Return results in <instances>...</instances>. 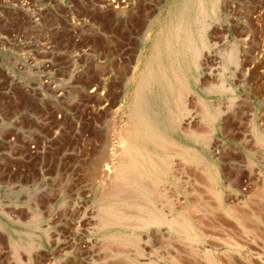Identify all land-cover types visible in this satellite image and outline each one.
Here are the masks:
<instances>
[{
  "label": "rangeland",
  "instance_id": "rangeland-1",
  "mask_svg": "<svg viewBox=\"0 0 264 264\" xmlns=\"http://www.w3.org/2000/svg\"><path fill=\"white\" fill-rule=\"evenodd\" d=\"M3 41L0 264H264V0H0Z\"/></svg>",
  "mask_w": 264,
  "mask_h": 264
},
{
  "label": "bare ground",
  "instance_id": "bare-ground-1",
  "mask_svg": "<svg viewBox=\"0 0 264 264\" xmlns=\"http://www.w3.org/2000/svg\"><path fill=\"white\" fill-rule=\"evenodd\" d=\"M9 41H3L0 44L3 45V47H7L9 45L10 48V44L8 43ZM36 44L43 48H53L55 45L52 42H36ZM15 47H18V50H16L15 54L16 57H14V65H13V69L16 71H26L29 68H35V75L34 77L36 79H39L40 82V87L39 85H30L24 81H19L18 85L20 87V90L28 95H34L37 91L42 90L43 88H45V91L47 90H51L54 89L56 91V95L60 96L62 94V89L59 87V84H57L58 82H55V80H61L58 78V73L57 71L60 69L59 65L54 64L51 66L50 65V60H41L42 61V66H33L34 64H36V61L38 60L36 57H34L35 55L33 54V52H36L34 50H30L33 51L32 53H29L28 50H24L22 49V46H25V43L22 41L16 42L14 44ZM167 48V47H166ZM12 49H7V52H12L10 51ZM166 50V49H165ZM31 63V64H30ZM17 79V76H15V74H13L9 68L7 66H3L0 65V109L4 111V99L3 97H12V95L15 94V88H13V85H11V83H6L4 82L5 80H15ZM96 89H93V92ZM105 90L103 89L101 91V95L105 94ZM41 95V99H39V101L41 100H47L49 97L47 95H45V92L40 93ZM142 100H141V107L143 106L142 104ZM107 103H103L101 105V108L103 109L104 107H106ZM143 110V107H142ZM142 113V112H141ZM38 113L31 111L30 109H23L22 111H20L17 115L12 116L11 118H15L13 119V121H10L11 123H20L19 118L23 117V116H30L32 118H36L38 115ZM147 117V116H146ZM1 121H3V119L0 117ZM18 126V124H17ZM144 127H146L147 131H151L155 132L156 130H159V127L157 125H151L150 123H146L144 124ZM18 128H22V125H19ZM17 128V129H18ZM16 129V131H18ZM155 130V131H154ZM160 131V130H159ZM158 133V132H157ZM160 134V133H159ZM151 135V134H150ZM156 136V135H155ZM158 136V135H157ZM156 136V137H157ZM162 138V136H159ZM157 137V138H159ZM1 142H5L8 143L10 145L15 144L17 139L15 137V135L11 134V135H7L5 137L0 138ZM172 144V143H171ZM32 149H35V146H32ZM149 151V150H147ZM145 155V154H144ZM152 157V156H151ZM145 158V157H144ZM148 161V160H147ZM152 161V160H151ZM150 163V162H149ZM153 163V162H152ZM138 167V166H137ZM141 171V170H140ZM139 172V171H138ZM150 174V173H149ZM141 175V173H140ZM143 175V174H142ZM148 175V174H147ZM145 176V174H144ZM143 177V176H142ZM146 177V176H145ZM147 178V177H146ZM150 178V177H149ZM153 180V179H152ZM137 181V180H136ZM141 182V181H138ZM136 186V185H135ZM139 186V185H138ZM143 186V185H142ZM145 188V187H144ZM143 188V189H144ZM135 191H137L138 193H140L141 195L145 196V192L142 191V188L140 189H135ZM136 192V193H137ZM139 195V194H138ZM142 196V197H143ZM147 196V195H146ZM141 199V197H139ZM135 200V199H134ZM149 200V199H148ZM145 201V200H144ZM138 202V201H137ZM149 202V201H148ZM151 202V201H150ZM148 204V203H147ZM132 206V205H131ZM140 206V205H139ZM135 207V205H134ZM141 207V206H140ZM141 210V209H140ZM146 210V209H145Z\"/></svg>",
  "mask_w": 264,
  "mask_h": 264
}]
</instances>
